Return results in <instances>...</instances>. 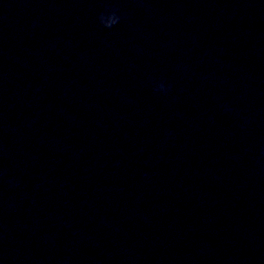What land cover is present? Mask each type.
I'll return each instance as SVG.
<instances>
[{"label": "water", "instance_id": "1", "mask_svg": "<svg viewBox=\"0 0 264 264\" xmlns=\"http://www.w3.org/2000/svg\"><path fill=\"white\" fill-rule=\"evenodd\" d=\"M0 264H264V0H0Z\"/></svg>", "mask_w": 264, "mask_h": 264}, {"label": "clouds", "instance_id": "2", "mask_svg": "<svg viewBox=\"0 0 264 264\" xmlns=\"http://www.w3.org/2000/svg\"><path fill=\"white\" fill-rule=\"evenodd\" d=\"M98 20L101 24H103L104 27H111L118 22L119 16L115 13V11L108 12L106 14L100 13L98 16ZM155 90L165 91L166 89L163 84H158Z\"/></svg>", "mask_w": 264, "mask_h": 264}]
</instances>
